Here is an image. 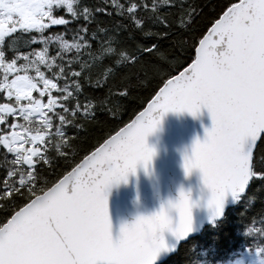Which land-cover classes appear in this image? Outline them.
<instances>
[{"label": "snow or ice", "instance_id": "obj_1", "mask_svg": "<svg viewBox=\"0 0 264 264\" xmlns=\"http://www.w3.org/2000/svg\"><path fill=\"white\" fill-rule=\"evenodd\" d=\"M105 3L141 32L146 19L165 24L161 7L178 8L184 26L193 17L176 0ZM60 9L71 19L54 14ZM94 12L111 14L79 0H0V41L19 30L32 39L38 36L42 45L27 52L0 47V148L5 156L0 161V264H153L164 246L158 234L171 227L167 211L137 218L113 239L107 190L126 180L138 164H149L154 151L146 138L169 111L196 115L206 107L211 114L212 128L206 129L203 141L195 142L184 167L203 173L216 215L222 214L226 194L240 198L252 181L264 182V0H230L194 43L186 70L161 81L134 119L99 142L70 171L51 184L41 183L40 170L52 163L46 145L61 153L69 146L68 130L96 117L95 104L80 103L81 72L72 68L74 62L86 68L80 56L96 38L88 29ZM77 19L85 23L71 41L62 34L45 35L50 25L67 26ZM154 48L152 44L144 51ZM97 52L102 58L117 57L106 75L114 76L137 60L110 41ZM127 91L125 87L116 94ZM106 110L115 115L114 108ZM173 207L179 212L173 231L184 236L192 226V203L181 192Z\"/></svg>", "mask_w": 264, "mask_h": 264}, {"label": "trees", "instance_id": "obj_2", "mask_svg": "<svg viewBox=\"0 0 264 264\" xmlns=\"http://www.w3.org/2000/svg\"><path fill=\"white\" fill-rule=\"evenodd\" d=\"M79 2L92 9L105 8L111 12L110 15L94 12L95 19L88 23V29L89 33H96V38L91 41V49H82L80 56V61L86 62V68L81 70L79 62L72 64L73 70L81 72L80 103L91 101L95 104L96 117L82 119L79 121V129L68 130L69 146L61 149L63 155L46 145L49 147L52 163L40 170L41 183L47 181L51 184L58 176L70 171L99 142L142 111L154 95V90L161 86V81L174 77L187 68L194 55V43L206 33L211 22L219 17L230 0H176L177 4L184 5L185 10L193 12L187 26L180 23L178 8L161 7V15L167 17L165 24L146 19L143 32L125 16L111 9L105 0ZM147 2L151 3V0ZM54 14L71 19L66 9L54 10ZM83 23V19H77L67 26L50 25V31L46 30L45 35L62 34L71 41L78 26ZM38 40V36L32 39L27 33L18 30L17 33L6 35L0 41V47L27 52L42 46ZM109 41L113 48L125 55L137 56L136 61H129L116 70L114 76L105 73L114 65L117 57L102 58L97 52L98 47L107 46ZM152 44L156 48L144 51L145 48H151ZM49 47L50 50H55L52 45ZM74 51L68 53V57ZM68 85L71 91V80ZM125 87L128 90L126 95L116 94L118 89ZM111 108L115 109V115L106 110ZM17 122L22 121L17 118ZM49 131L54 134L55 129ZM51 143L55 144L56 140ZM257 145L258 148L261 146L260 141ZM4 159V149L0 148V161ZM2 172L3 169L0 168V174ZM245 250L264 251V182L258 179L252 181L248 191L227 209L221 221L205 227L199 236L183 243L162 264H219L237 258Z\"/></svg>", "mask_w": 264, "mask_h": 264}, {"label": "water", "instance_id": "obj_3", "mask_svg": "<svg viewBox=\"0 0 264 264\" xmlns=\"http://www.w3.org/2000/svg\"><path fill=\"white\" fill-rule=\"evenodd\" d=\"M212 126L211 114L206 107H202L196 115L187 111H169L163 115L157 128L146 138L148 146L154 151L149 164L146 167L142 163L138 164L136 171L130 172L126 180L112 184L107 190L113 239L119 238L122 226L165 209L171 227L158 234L163 238L164 246L153 261V264H162L183 243L199 236L205 227L224 218L227 209L238 198H234L231 193L226 194L222 214L216 215L215 209L209 206L212 191L204 182L203 173L198 168L187 172L184 167L185 158L192 156L195 142L203 141L206 129ZM181 192L192 203L193 217L191 230L184 236H178L173 231L179 223V212L173 205L180 199Z\"/></svg>", "mask_w": 264, "mask_h": 264}, {"label": "rangeland", "instance_id": "obj_4", "mask_svg": "<svg viewBox=\"0 0 264 264\" xmlns=\"http://www.w3.org/2000/svg\"><path fill=\"white\" fill-rule=\"evenodd\" d=\"M219 264H264V251L245 250L237 258Z\"/></svg>", "mask_w": 264, "mask_h": 264}]
</instances>
